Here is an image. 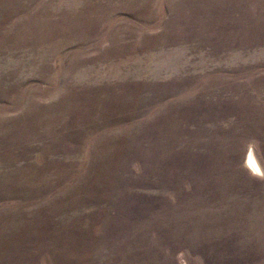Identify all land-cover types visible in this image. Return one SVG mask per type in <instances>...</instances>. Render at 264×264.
<instances>
[{"label":"rangeland","instance_id":"rangeland-1","mask_svg":"<svg viewBox=\"0 0 264 264\" xmlns=\"http://www.w3.org/2000/svg\"><path fill=\"white\" fill-rule=\"evenodd\" d=\"M0 264H264V0H0Z\"/></svg>","mask_w":264,"mask_h":264},{"label":"bare ground","instance_id":"bare-ground-1","mask_svg":"<svg viewBox=\"0 0 264 264\" xmlns=\"http://www.w3.org/2000/svg\"><path fill=\"white\" fill-rule=\"evenodd\" d=\"M249 161H250L251 164H253V162H254V160L252 159L251 156H250V160H249ZM254 164H256V163H254ZM256 166H257V165H256Z\"/></svg>","mask_w":264,"mask_h":264}]
</instances>
